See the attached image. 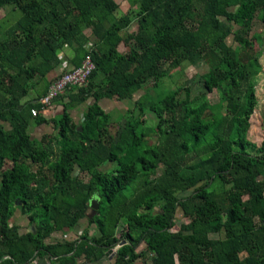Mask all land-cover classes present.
<instances>
[{"label":"trees","instance_id":"trees-1","mask_svg":"<svg viewBox=\"0 0 264 264\" xmlns=\"http://www.w3.org/2000/svg\"><path fill=\"white\" fill-rule=\"evenodd\" d=\"M133 5L134 18L115 16L116 0H0L16 15L0 19V264L93 263L121 242L111 264L146 254L151 264H264V139L248 138L264 0ZM88 56L87 84L42 103L64 60L78 68ZM183 62L206 65L215 102L187 86L159 90ZM104 100L134 104L115 118ZM17 210L35 232L11 222ZM79 226L77 239L48 242Z\"/></svg>","mask_w":264,"mask_h":264},{"label":"rangeland","instance_id":"rangeland-1","mask_svg":"<svg viewBox=\"0 0 264 264\" xmlns=\"http://www.w3.org/2000/svg\"><path fill=\"white\" fill-rule=\"evenodd\" d=\"M119 4V10L116 12L115 16L119 17L124 13L129 14L132 18L135 17V7L133 5L134 0H116ZM11 8L7 7L0 11V19L5 21L6 24L8 22H12L16 19V15L10 14ZM257 14V13H256ZM137 27L136 21L134 20L131 24L130 31ZM251 35L254 39V46L259 51V72L257 74L256 79V97L257 104L253 114L250 117V127L248 130V138L251 142L255 143L257 146L260 145L262 140L264 139V21L261 19L260 15H256L253 21ZM121 50H125L124 47H121ZM206 70V65L202 62L197 65H191L188 62H183L180 67L174 69L172 74L169 76H165L162 78V81L159 86V90L162 92H167L169 89H174L178 87H189L190 93L192 96L198 95L200 93H204L207 95V99L209 102H215L218 97V91L215 89L213 91L205 90L203 86V79L200 76L203 71ZM57 72V70H56ZM56 72L53 73V77L56 76ZM142 95V92H139L134 96V100ZM88 104V103H87ZM87 104L82 105V109L87 107ZM132 100H124V101H116L114 100L112 103L105 104L104 107L106 112H109L115 118L118 115L123 116L127 110H131L133 108ZM61 108H52L48 110L46 113L47 117H52L55 114L61 112ZM81 116V115H80ZM147 121L153 120L154 116L151 113H147L145 115ZM121 123L124 122L123 119L120 120ZM151 124H154V121L148 122L146 125L149 127ZM52 123L41 125V126H31L30 133L31 136L35 139H39L43 134L52 132ZM9 165V163H8ZM110 164H105L104 167H109ZM187 192L185 195H188ZM181 219V218H179ZM177 222V225H179Z\"/></svg>","mask_w":264,"mask_h":264},{"label":"crops","instance_id":"crops-1","mask_svg":"<svg viewBox=\"0 0 264 264\" xmlns=\"http://www.w3.org/2000/svg\"><path fill=\"white\" fill-rule=\"evenodd\" d=\"M70 52L71 51L68 50L67 53L70 54ZM56 73L58 74L59 70ZM51 77H53V74L51 75ZM104 101L106 102L104 104L108 105V103H110V102L112 103L114 100H111V101L104 100ZM56 106H57V108L58 107L61 108V105H59V104H56ZM108 108H109V105H108ZM80 110H82V109H80ZM46 113H48V112L43 113V115H45V117H46ZM11 222L18 224L20 226V231L22 233H27L28 231H30V229H31L30 227H31V225H33V224H30L29 220L26 218V216L21 215L18 210L15 212V215L12 218ZM81 231H82V228H81V226H79L78 228H75L72 230H66L65 232L55 233L50 237V239H48V242L53 243V242L64 241V240L65 241L66 240L67 241H73V240L78 238V236L82 233ZM114 248L110 249L111 252L109 254L103 255L96 262L90 263V262L86 261L85 258H79L78 264H111V262L113 260L114 252H115ZM148 258H149V254H146V257H144L142 259H136L131 264H151V262L148 260ZM30 264H59V263L56 259L51 258L48 255H43V256L36 257Z\"/></svg>","mask_w":264,"mask_h":264},{"label":"built area","instance_id":"built-area-1","mask_svg":"<svg viewBox=\"0 0 264 264\" xmlns=\"http://www.w3.org/2000/svg\"><path fill=\"white\" fill-rule=\"evenodd\" d=\"M63 56L61 55V58ZM95 65L90 56L84 60L83 64L74 68L71 66L68 60H64L62 69L63 72L59 77L51 84L48 95L44 97L41 102L48 105L52 97L56 94L63 93L70 86H85L88 82V78L92 73ZM32 114L35 115L36 111L32 110ZM117 246L114 248V250ZM4 259H11L9 256H5Z\"/></svg>","mask_w":264,"mask_h":264},{"label":"water","instance_id":"water-1","mask_svg":"<svg viewBox=\"0 0 264 264\" xmlns=\"http://www.w3.org/2000/svg\"><path fill=\"white\" fill-rule=\"evenodd\" d=\"M97 203H98V197L97 196H93L90 201H89V208H90V213L88 214V217L90 218L91 215H93L94 211L97 209ZM30 231L35 232V226L31 225L30 227ZM121 244H123V242L119 243L117 246H120ZM111 252V250H107L104 255H107Z\"/></svg>","mask_w":264,"mask_h":264}]
</instances>
